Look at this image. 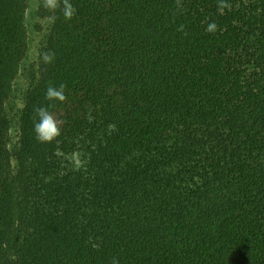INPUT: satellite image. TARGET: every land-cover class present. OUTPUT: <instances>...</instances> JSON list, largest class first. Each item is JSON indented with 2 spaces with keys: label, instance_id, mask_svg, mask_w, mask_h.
Masks as SVG:
<instances>
[{
  "label": "trees",
  "instance_id": "1",
  "mask_svg": "<svg viewBox=\"0 0 264 264\" xmlns=\"http://www.w3.org/2000/svg\"><path fill=\"white\" fill-rule=\"evenodd\" d=\"M67 3L11 147L27 0H0V264H264V0Z\"/></svg>",
  "mask_w": 264,
  "mask_h": 264
},
{
  "label": "rangeland",
  "instance_id": "2",
  "mask_svg": "<svg viewBox=\"0 0 264 264\" xmlns=\"http://www.w3.org/2000/svg\"><path fill=\"white\" fill-rule=\"evenodd\" d=\"M44 0H27L25 11V27L27 32L26 49L20 63L19 72L13 83L12 93L6 103V112L10 121L9 138L11 147L17 140L20 110L24 105V97L29 87L30 76L37 71V57L45 36L51 26V18L41 15L40 7ZM59 112L52 114L58 123Z\"/></svg>",
  "mask_w": 264,
  "mask_h": 264
},
{
  "label": "clouds",
  "instance_id": "3",
  "mask_svg": "<svg viewBox=\"0 0 264 264\" xmlns=\"http://www.w3.org/2000/svg\"><path fill=\"white\" fill-rule=\"evenodd\" d=\"M66 6V16L71 17L73 9L70 4L65 0ZM215 28L214 24L209 25V30ZM63 85L60 88L49 87L47 90L48 99H57L63 101L65 96L63 94ZM34 130L37 133V138L41 141H51L55 136L59 134V129L57 128L56 121L45 109L39 110V122L35 123Z\"/></svg>",
  "mask_w": 264,
  "mask_h": 264
}]
</instances>
